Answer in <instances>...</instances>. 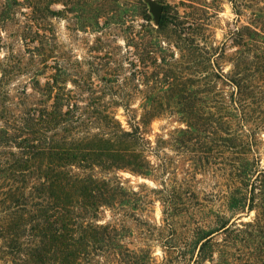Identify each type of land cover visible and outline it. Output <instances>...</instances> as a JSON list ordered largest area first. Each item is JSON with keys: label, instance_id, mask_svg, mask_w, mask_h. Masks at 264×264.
<instances>
[{"label": "trees", "instance_id": "trees-1", "mask_svg": "<svg viewBox=\"0 0 264 264\" xmlns=\"http://www.w3.org/2000/svg\"><path fill=\"white\" fill-rule=\"evenodd\" d=\"M57 1L0 0V264H264V0H227L236 17L221 41V0L166 4L156 24L141 7L121 20L109 0H71L91 11L78 30H97L103 46L111 24L128 47L94 56L89 71L56 40ZM160 118L178 126L152 144ZM162 142L194 152L190 169L216 178L207 191L190 174L159 177L171 168ZM121 171L160 178V259L149 236L125 242L143 200Z\"/></svg>", "mask_w": 264, "mask_h": 264}, {"label": "rangeland", "instance_id": "rangeland-1", "mask_svg": "<svg viewBox=\"0 0 264 264\" xmlns=\"http://www.w3.org/2000/svg\"><path fill=\"white\" fill-rule=\"evenodd\" d=\"M80 1V0H74ZM138 0H109L106 1V7H109L111 11L118 13L117 19L123 20L122 16H125L129 8L138 9L139 7L143 8L144 10L149 13L153 18V23L156 24L155 18L153 13L150 11L149 1L150 0H141V4L137 2ZM140 1V0H139ZM161 6H165L166 4L173 5L178 3V0H155ZM132 4V5H130ZM24 6V5H22ZM97 6L96 3H92L91 7ZM51 9L59 11L58 17H50L49 21L52 24L53 32L55 34L56 40L58 43L62 44L63 49L68 51V54L72 57V59H78L82 62V69L85 71H89L88 69H92L90 63L92 61H99L94 59L93 57L96 55L103 56L107 50H112L116 52V56L126 57V47L125 41L123 40V33L117 27L109 25L111 28L108 27L102 30L103 33L106 34L105 40L103 41V46H101L98 41L97 37L101 36V34L97 30H92L91 28H86L83 30H78V26L75 24L77 22V18L83 14L91 15V11L88 9H81L79 5L75 3H71V0H58L56 3L52 4ZM17 10L24 11L26 10L25 7H17ZM180 12L183 11V7L178 6ZM84 11V13H83ZM17 19L22 20L23 16L20 13H17ZM235 15L231 10L230 3L227 0H221L220 8L218 11V15L215 19L212 20V31L214 33V38L217 41H221L223 36L227 33L228 27L235 20ZM242 19H245L242 17ZM112 21H116V19H112ZM1 26V24H0ZM16 27V26H12ZM77 28V29H76ZM81 29V28H79ZM100 30V29H98ZM12 31V30H6ZM0 33L2 35H7L6 32L0 27ZM9 38H13L10 36ZM108 43L110 46L104 45ZM110 47V48H109ZM112 48V49H111ZM234 48L229 46L226 49V53L228 55L232 54ZM119 52V53H118ZM102 60H100V63ZM228 65L225 66V70L228 69ZM91 75V79L95 86L101 88L102 84L97 80L98 76L93 74L91 71L89 72ZM98 75H103L102 71L97 72ZM42 78V77H41ZM103 87V86H102ZM139 97L133 96L130 100V104L134 107L139 105ZM121 110H118V117L123 122V117L121 115ZM124 123V122H123ZM173 126H178L176 121L170 118H160L154 119L150 124V140L152 144L156 143L157 136L156 134H164L167 130L171 129ZM264 138V137H263ZM163 139L167 140L168 137L164 136ZM172 143V141H170ZM193 140L189 142V147L192 145ZM162 155L160 158L167 160L171 165V168L167 172H163L159 174V177H163L162 179L165 180V183L170 186L171 183H179L183 179H188V174L193 176L194 178L191 180L192 184L198 188L199 191H207L210 188V185L214 183L215 177H210L208 173H201L197 171L196 173L190 169L191 160L190 157L194 155V152L189 150L183 149H175L174 147L169 146L167 143H163ZM191 148V147H190ZM194 149V148H192ZM183 150V151H182ZM150 159L156 164L159 162L158 158L150 157ZM262 165L264 166V160L262 161ZM119 175L125 182V186L128 188L133 189L139 195V198L143 200V203L139 207L138 210H133V213H129L127 216L126 225L129 226L130 231L128 232L125 242L131 248H134L138 245H142L144 243L145 237H148V244L151 245L152 250L154 251V255L160 259V248L158 244L160 243L159 236L157 230L155 228H151L152 225L161 223V206L158 201V195L156 192L153 191L155 187H159L160 185V178L158 176H150L148 178L140 177L131 174L128 171H121ZM213 178V179H212ZM213 180V181H212ZM241 220L247 221L251 219L252 213L250 212L249 215H245L241 213ZM138 217L141 218L138 221ZM110 218L109 211H106L104 214V219L107 220ZM147 221V222H145ZM149 223V224H148ZM149 228L150 231L145 230ZM150 234L152 236H150ZM170 234L168 229H165L162 232L161 237H166Z\"/></svg>", "mask_w": 264, "mask_h": 264}, {"label": "water", "instance_id": "water-1", "mask_svg": "<svg viewBox=\"0 0 264 264\" xmlns=\"http://www.w3.org/2000/svg\"><path fill=\"white\" fill-rule=\"evenodd\" d=\"M149 7H150V11L154 15L155 21L157 22L162 12V6L158 4L155 0H150Z\"/></svg>", "mask_w": 264, "mask_h": 264}]
</instances>
